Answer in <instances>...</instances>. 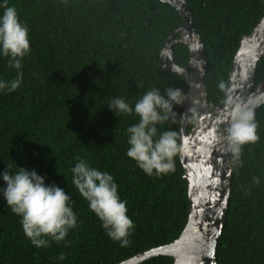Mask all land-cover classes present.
I'll list each match as a JSON object with an SVG mask.
<instances>
[{
    "label": "trees",
    "instance_id": "1",
    "mask_svg": "<svg viewBox=\"0 0 264 264\" xmlns=\"http://www.w3.org/2000/svg\"><path fill=\"white\" fill-rule=\"evenodd\" d=\"M194 28L208 55L205 75L209 109L229 87L241 37L264 17V0H187ZM29 29L30 53L23 61V83L0 92V173L7 166L35 169L46 184L71 197L78 227L64 241L37 248L23 233L20 217L0 199V264H120L177 240L188 221V183L180 153L174 171L146 175L126 156V129L138 117H116L107 106L113 97L130 105L153 88L187 93L177 73L163 69L160 54L182 24L180 14L160 0H8ZM3 9L0 8V14ZM187 46H173L174 62L189 63ZM0 57V79L16 71ZM264 80V55L255 81ZM177 112L184 111L177 108ZM179 119V118H178ZM198 119L193 111L188 132ZM260 139L243 147L235 170L227 221L218 241L219 264H264V104L256 112ZM177 130L181 123L160 131ZM180 142V141H179ZM110 173L126 201L135 227L127 247L112 241L87 201L72 185L76 157ZM254 177L260 183L254 182ZM0 180V187H3ZM63 254L65 259L59 260ZM141 264H174L168 256Z\"/></svg>",
    "mask_w": 264,
    "mask_h": 264
},
{
    "label": "clouds",
    "instance_id": "2",
    "mask_svg": "<svg viewBox=\"0 0 264 264\" xmlns=\"http://www.w3.org/2000/svg\"><path fill=\"white\" fill-rule=\"evenodd\" d=\"M0 8L3 9L0 14V57L6 58L7 67L16 71L13 79H0V92H14L23 83L22 61L31 51L29 29L20 21L16 8L9 6L8 0H0ZM217 87L222 92H230L224 81H220ZM186 101L182 89L169 87L164 93L155 88L146 91L134 105L121 97H113L107 104L116 117L134 113L139 118L126 129L129 146L126 156L146 175L161 176L174 171L175 158L182 149L180 133L171 128L160 129L182 123L187 118L185 113L176 111ZM193 111L195 109H190ZM227 115L228 126L216 140L225 144L226 151L239 161L243 147L260 139L255 107L234 100L228 106ZM75 159L71 168L72 185L87 201L105 234L112 241L119 242L122 248L127 247L135 225L127 215L126 201L120 198L115 178L80 156ZM253 179L256 184L260 183L259 178ZM0 180L4 185L0 187V199L20 217L23 233L33 246L47 247L49 239L57 243L64 241L70 230L78 227L70 195L54 183L46 184L45 178L35 169L17 166L12 172L7 166L0 173ZM64 259L61 254L59 260Z\"/></svg>",
    "mask_w": 264,
    "mask_h": 264
},
{
    "label": "water",
    "instance_id": "3",
    "mask_svg": "<svg viewBox=\"0 0 264 264\" xmlns=\"http://www.w3.org/2000/svg\"><path fill=\"white\" fill-rule=\"evenodd\" d=\"M168 3L181 18L180 28L170 35L160 54L164 70L177 73L187 84V101L181 123L180 161L184 179L188 183L190 206L188 221L180 237L173 243L153 248L120 264H141L159 256L174 259V264H219L218 241L225 228L235 164L226 145L216 137L228 126V106L234 100L248 102L257 112L264 104V80L256 85L257 63L264 55V17L248 36L241 37L229 77L230 92L219 105L209 109L205 75L208 55L194 28L187 0H160ZM187 46L189 63L179 66L173 59V46ZM190 109L198 112V119L188 132Z\"/></svg>",
    "mask_w": 264,
    "mask_h": 264
}]
</instances>
